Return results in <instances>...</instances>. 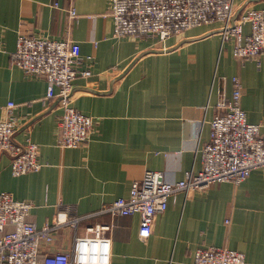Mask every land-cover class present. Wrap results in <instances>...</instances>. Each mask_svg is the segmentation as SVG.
Segmentation results:
<instances>
[{
  "label": "crops",
  "instance_id": "1",
  "mask_svg": "<svg viewBox=\"0 0 264 264\" xmlns=\"http://www.w3.org/2000/svg\"><path fill=\"white\" fill-rule=\"evenodd\" d=\"M264 0H236L238 13ZM75 9L78 17L72 18ZM111 0H0V117L15 103L16 139L39 144V171L14 176L11 159L0 156V192L33 203L29 220L39 227L65 215L98 211L130 195L145 172L164 171L169 180L199 172V149L211 139V121L230 99L232 78L243 83L242 106L264 136V58L241 62L233 40H223L222 23L193 27L159 41L114 36ZM250 31V26H245ZM72 39L79 75L74 106L94 118L88 144L58 145L63 108L48 98L44 76L27 74L11 53L20 34ZM58 93V88L54 89ZM112 224L110 264H192L200 247L244 252L247 264H264V166L240 184L220 182L171 198L153 233L141 239L140 215H95L80 226ZM64 228L46 251L71 247L77 233Z\"/></svg>",
  "mask_w": 264,
  "mask_h": 264
},
{
  "label": "built area",
  "instance_id": "2",
  "mask_svg": "<svg viewBox=\"0 0 264 264\" xmlns=\"http://www.w3.org/2000/svg\"><path fill=\"white\" fill-rule=\"evenodd\" d=\"M72 18L78 15L70 10ZM110 15L114 36L152 37L164 41L193 27L213 22L222 23L223 40H233V52L244 62L264 58V4L237 12L236 0H111ZM250 31H245V26ZM80 55L72 39L20 34L12 62L27 74L44 76L48 81V98L59 99L63 108L58 145L82 147L90 141L94 118L79 111L73 104L74 81L79 75L90 77L91 69L80 70ZM230 99L220 107L223 113L211 121V139L200 149L202 169L187 171L179 180H169L164 171L147 170L132 183L130 195L107 203L96 212L65 215L39 227L29 220L33 203L17 199L10 192H0V264H110L112 224L90 225L85 234L77 232L90 217L140 215L139 236L148 239L156 216L168 209L169 201L178 193L201 191L220 182L240 184L253 170L264 166L262 125L248 121L242 106L243 83L233 76ZM58 88V93L54 89ZM14 102L8 104V115L0 117V156L11 159L14 176L39 171L45 165L39 159V144L21 143L16 139L20 121L14 114ZM77 233L71 247L46 251L55 243L64 228ZM192 264H247L244 252L229 247H200Z\"/></svg>",
  "mask_w": 264,
  "mask_h": 264
}]
</instances>
